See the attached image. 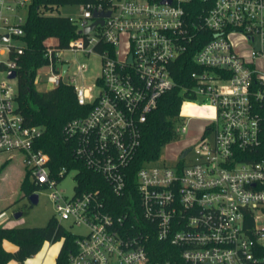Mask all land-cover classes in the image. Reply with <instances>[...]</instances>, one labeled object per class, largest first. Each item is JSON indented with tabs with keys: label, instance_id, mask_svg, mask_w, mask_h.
I'll return each instance as SVG.
<instances>
[{
	"label": "built area",
	"instance_id": "1",
	"mask_svg": "<svg viewBox=\"0 0 264 264\" xmlns=\"http://www.w3.org/2000/svg\"><path fill=\"white\" fill-rule=\"evenodd\" d=\"M192 1L79 4L81 18H69L77 38L64 48L51 41L44 51L48 82L72 86L78 104L90 108L64 128L76 160L103 178L116 197H125L143 126L159 99L178 86L174 64L205 40L193 56L198 71L181 88L184 102L202 98L199 108L212 115L200 142L174 165L139 169L135 196L117 214L108 210L100 190L81 191L77 179L72 198L57 190L69 170L52 173L49 155L37 147L44 129L25 124L18 91L9 85L24 52V46L12 45L25 36L28 17L19 13L29 11L33 0H0V155H23L29 182L54 190L49 198L58 223L87 230L73 234L68 264H160L147 251L154 236L177 248L185 264H264V227L258 225V214L264 216V0H204V10L195 15ZM63 52L100 59L93 87L79 88L75 78L63 81L71 68L61 61ZM86 71L78 67L79 74Z\"/></svg>",
	"mask_w": 264,
	"mask_h": 264
},
{
	"label": "trees",
	"instance_id": "2",
	"mask_svg": "<svg viewBox=\"0 0 264 264\" xmlns=\"http://www.w3.org/2000/svg\"><path fill=\"white\" fill-rule=\"evenodd\" d=\"M92 1L94 0H33L25 25L24 52L17 59L16 102L18 111L24 117L28 127L44 129L43 137L37 147L49 155V167L52 173L58 174L63 167L69 171L78 170L76 179L80 190H100L108 210L118 214L131 204L130 199L135 196L138 170L147 164L157 163L161 149L178 137L176 128L183 120L181 108L187 98L181 88L190 84L191 72L198 71L193 64V56L205 40H200L196 47H192L174 64L172 75L178 86L161 97L156 110L149 114L142 129L141 147L129 170L127 195L116 197L103 178L88 171L83 162L76 160L75 145L67 141L64 135L66 124L86 116L90 108L78 104L74 88L67 84H61L48 92H39L35 87L38 71L47 63L44 51L49 43L55 41L64 48L77 38L76 27L69 18L51 15V13L61 6L79 5ZM189 8L195 15L204 10L205 2L193 0ZM21 191L25 197H29L40 189L31 184L26 175L21 184ZM262 211L264 214V207ZM247 225H253V218L247 221ZM4 241L16 245L17 251H6L3 246ZM57 242H61V248L55 264H68L70 254L75 251L76 237L59 224L57 219H51L45 227L40 228L0 226V264H8L11 261L26 264L29 259L40 253L46 243ZM147 251L153 261L160 264H185L177 248L160 242L155 236L149 241ZM262 255L264 256V250Z\"/></svg>",
	"mask_w": 264,
	"mask_h": 264
},
{
	"label": "rangeland",
	"instance_id": "3",
	"mask_svg": "<svg viewBox=\"0 0 264 264\" xmlns=\"http://www.w3.org/2000/svg\"><path fill=\"white\" fill-rule=\"evenodd\" d=\"M28 13V9H23L20 11L19 16L23 19H27ZM51 15L79 20L82 16V11L78 4H70L59 7L52 12ZM12 45L23 47L25 43L22 39H16L12 41ZM61 61L71 65L63 81L65 83H70L73 78H75L74 85L79 88L88 89L93 87L96 79L101 75V62L97 56H86L83 53L75 52H63L61 54ZM81 65L87 67V71L83 74H79L78 72V67ZM50 75L49 67L44 66L39 70L35 83L37 91L48 92L55 88L54 85L48 82ZM82 75H84V78H82ZM9 85L13 88V91L17 93L18 79H13L9 82ZM94 91L96 93L97 89L94 88ZM201 104H203L202 98L182 104L181 115L183 120L178 124L180 133H178V137L174 141L161 149L158 160L159 164H166L168 166L174 165L185 150L200 142L203 132L208 125L207 122L212 118L211 113L207 110L200 109L202 108ZM183 127H186L185 133L181 131ZM26 175L27 170L25 169L23 155L17 152L3 153L0 155V212L5 213L8 222L14 225V228L45 227L51 219L58 218L55 207L49 198V195L54 190L43 189L38 191L39 202L37 205H31L28 197H25L24 193L21 191V184L25 180ZM76 175L77 172L75 170L69 171L64 180H62L57 187V190L68 199L72 198L74 195ZM20 213H22V216L16 218L15 216ZM258 216L260 219L258 225L264 227V216L261 214H258ZM61 225L74 235H85L87 233L84 227L76 226L69 222H62ZM52 247L58 253L61 242L53 244ZM41 256H44L43 253L33 257L32 263L42 264L43 257ZM54 263L55 258L51 256V261L46 264Z\"/></svg>",
	"mask_w": 264,
	"mask_h": 264
},
{
	"label": "crops",
	"instance_id": "4",
	"mask_svg": "<svg viewBox=\"0 0 264 264\" xmlns=\"http://www.w3.org/2000/svg\"><path fill=\"white\" fill-rule=\"evenodd\" d=\"M0 226H3V227H9V228H14V227H15L14 225H11L10 222H8V218H7V216L5 215V213H3V212H0ZM9 243H10V242H8V241H4V243H3L4 249H5L6 251H9V252H15V251H17L18 247H17L16 245L10 243V244L13 245V246H12V245H10ZM52 245H53V244H51V243H46V244L44 245V247L42 248V250L40 251V253H43V255H44V256H41V257H43V259H42V264H46L47 262L51 261V256H54V258H55V262H56V258H57V255H58L59 251H58V253H57V251L54 250V248L52 247ZM60 248H61V247H60ZM59 250H60V249H59ZM40 253H39V254H40ZM39 254H37L36 256H38ZM56 254H57V255H56ZM33 259H34V258L29 259V260L26 262V264H33V263H32V262H33ZM8 264H18V263L15 262V261H11V262L8 263ZM54 264H55V263H54Z\"/></svg>",
	"mask_w": 264,
	"mask_h": 264
},
{
	"label": "water",
	"instance_id": "5",
	"mask_svg": "<svg viewBox=\"0 0 264 264\" xmlns=\"http://www.w3.org/2000/svg\"><path fill=\"white\" fill-rule=\"evenodd\" d=\"M109 16H110V14L108 13V14H98L96 17H109ZM98 24H102V25H103V22H102V21H101V22H96L93 26H91V27H89V28L87 29L86 33H89V32H91V31H93V30L97 27ZM5 39H8V37L6 36ZM68 67H69V65H64V67H63V73H64V74H65L66 71L68 70ZM9 78H10V79H16V78H17V74H16V72H15V71H12V72L10 73V75H9ZM190 151H191L190 148L187 149V150H185V151L182 153V155L180 156V158H181V159L185 158V157L187 156V154H188ZM28 199H29L31 205H33V206H34V205H37L38 202H39V195H38V193H34V194L30 195V196L28 197ZM21 216H22V213L17 214L15 217H16V218H20Z\"/></svg>",
	"mask_w": 264,
	"mask_h": 264
}]
</instances>
